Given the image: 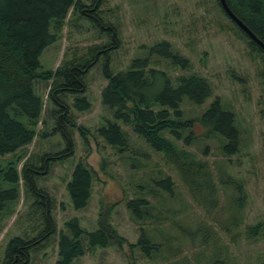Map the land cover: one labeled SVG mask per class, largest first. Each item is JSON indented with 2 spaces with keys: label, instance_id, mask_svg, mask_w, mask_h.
Listing matches in <instances>:
<instances>
[{
  "label": "rangeland",
  "instance_id": "rangeland-1",
  "mask_svg": "<svg viewBox=\"0 0 264 264\" xmlns=\"http://www.w3.org/2000/svg\"><path fill=\"white\" fill-rule=\"evenodd\" d=\"M76 1L87 6L85 11H70L58 40L40 57V65L41 70L55 71L65 61L90 58L91 53L99 56L85 77L84 96L92 107L78 111L74 104L84 96L67 98L75 124L69 125L74 155L64 161L45 158L66 150L67 143L57 129L58 108L48 99L49 83L36 82V94L44 102L38 135L17 154L0 157L4 190L11 187L3 176L9 164L18 161L20 172L18 200L8 201L0 216V264L5 263L7 247L15 238L39 240L28 264H56L60 235L68 234L67 222L78 219L80 227L92 233L107 210L125 243L91 247L83 238L85 255L73 264H264L263 55L250 48L249 40L237 30L219 0ZM96 2L99 5L93 11L89 7ZM163 41L189 58L192 67L175 68L154 56L151 68L172 78L199 75L214 88V96L203 106L183 104L184 119L197 120L219 98L223 108L235 115L240 131L239 152L227 155L225 142L219 136H207L195 121L193 145L182 142V146L207 165L201 190L188 188L163 153L140 138L132 126L116 121L102 104L106 54L117 74L135 60L147 58L151 48ZM97 47L109 50L92 51ZM108 121H116L126 132L129 147L124 151L98 137L97 131ZM81 160L95 175L88 205L77 210L67 186ZM26 164L35 167L27 180L22 170ZM33 186L50 197L54 234H46L44 198L34 193ZM138 199L148 201L142 218L128 207L131 200Z\"/></svg>",
  "mask_w": 264,
  "mask_h": 264
},
{
  "label": "trees",
  "instance_id": "trees-1",
  "mask_svg": "<svg viewBox=\"0 0 264 264\" xmlns=\"http://www.w3.org/2000/svg\"><path fill=\"white\" fill-rule=\"evenodd\" d=\"M98 3L89 8L96 11ZM227 3L264 42V0H227ZM85 7L87 6L81 1L76 0H0V157L17 154L37 137V127L44 109V102L35 91L36 82L39 80L49 83L48 99L58 108L57 129L62 132L67 143L66 150L45 158L64 161L74 155L73 134L69 125L75 127V124L70 117L71 107L67 98L70 95L86 94V74L99 61V56L91 53L90 58L65 61L55 71L41 70L40 57L58 40L70 11H85ZM231 22L249 40L250 48L264 57V50ZM102 50H106V53L109 48L92 49L99 53ZM154 56L168 61L175 68L189 70L192 67L190 59L175 53L171 44L166 41L151 48L147 58L135 60L129 69L117 74L111 69L110 58L106 54L103 70L107 85L101 92L102 104L113 112L116 121L132 126L140 138L163 153L168 162L175 166L188 188L204 189L202 184L206 180L202 175L207 165L185 149L182 142L185 146L193 145L192 140L195 137L192 130L197 121L205 129L207 136H219L225 142V154L238 153L240 131L235 126V115L225 110L217 98L197 120H185L183 104L187 102L193 106H203L214 96V88L207 78L199 75L172 78L165 71L151 68L150 60ZM74 105L81 112L89 111L92 107L85 96L76 99ZM116 121H108L97 131V135L110 146L124 151L129 147V140ZM79 131L83 132L82 127H79ZM187 132L191 133L185 136ZM30 165L26 164L22 169L23 178L26 180L29 179L27 174L35 170ZM9 166V171L3 176L10 183V189L4 190V181L0 183V216L7 202L18 200L19 197L18 161L11 162ZM94 175L85 160L79 161L75 166L67 186L75 209L81 210L88 205ZM168 181L171 184L170 179ZM32 188L35 194L44 198L42 206L44 209L46 207V234L56 233L49 211V195L35 186ZM147 206L148 201L144 199L131 200L128 203V207L133 213L137 212L139 218L145 215ZM110 214V210L102 212L99 228L92 233L83 230L78 219L67 222L68 234L63 232L60 235L56 264H73L76 259L84 256L83 238H87L91 247L106 248L124 244L125 239L110 222ZM38 241L13 239L7 247L4 264H28L30 253L36 248ZM142 242L143 240L140 241ZM146 244L151 246L148 241Z\"/></svg>",
  "mask_w": 264,
  "mask_h": 264
},
{
  "label": "water",
  "instance_id": "water-1",
  "mask_svg": "<svg viewBox=\"0 0 264 264\" xmlns=\"http://www.w3.org/2000/svg\"><path fill=\"white\" fill-rule=\"evenodd\" d=\"M225 14L233 21L253 42H255L262 50H264V42L231 10L227 0H219Z\"/></svg>",
  "mask_w": 264,
  "mask_h": 264
}]
</instances>
